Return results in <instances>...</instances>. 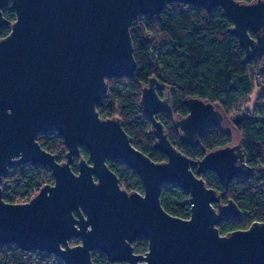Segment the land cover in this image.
Masks as SVG:
<instances>
[{
	"label": "water",
	"instance_id": "1",
	"mask_svg": "<svg viewBox=\"0 0 264 264\" xmlns=\"http://www.w3.org/2000/svg\"><path fill=\"white\" fill-rule=\"evenodd\" d=\"M175 2L208 12L222 8L246 60L264 55V0H0V28L8 24L6 6L16 15L10 34L0 40V246L54 254L65 264H94V252L104 253L110 264H264V222L227 235L218 229L221 220L241 217V209L233 200L222 203L203 175L212 171L226 184L249 176L251 167L239 132L215 104L189 97V113L175 121L184 144L213 124L233 136V144L194 160L173 146L156 118L169 107L170 94L161 98V83L150 79L141 102L155 147L167 156L161 163L133 145L119 118H102L97 110L108 79L134 75L133 21L154 18ZM51 131L64 139V162L37 140ZM108 159L134 170L143 191L122 188ZM16 164L48 167L53 184L28 202L5 201L3 176ZM172 183L189 193L187 219L162 206V186ZM142 236L148 251L137 254L132 243ZM74 239L80 243L71 245Z\"/></svg>",
	"mask_w": 264,
	"mask_h": 264
},
{
	"label": "trees",
	"instance_id": "2",
	"mask_svg": "<svg viewBox=\"0 0 264 264\" xmlns=\"http://www.w3.org/2000/svg\"><path fill=\"white\" fill-rule=\"evenodd\" d=\"M252 3L257 0H238ZM8 24L0 28V40L11 32L16 19L11 4L3 9ZM234 24L222 8L207 11L201 6L183 3L168 4L154 18L141 15L133 21L131 38L137 63L130 78L116 77L107 80V93L97 106L102 118H119L135 147L154 162H165L167 156L155 147L157 138L151 117L144 111L142 89L156 77L161 83L157 90L161 98L170 94V104L156 114L163 123L173 146L184 155L198 160L208 152L233 144V136L221 124L209 126L192 144H184L176 119L185 117L188 107L185 99L196 97L217 106L225 117L239 109V104L255 87L264 85V55L247 61L244 49L231 32ZM251 36L254 34L250 32ZM264 99V98H263ZM259 104H263L261 102ZM258 104V105H259ZM240 134V142L251 173L223 183L212 171L203 175L208 187L221 195L222 203L230 200L241 209V217L223 219L218 229L223 235L235 230L248 229L254 222H264V114L250 112L233 121ZM37 140L44 149L54 154L57 161H66L67 147L56 131L39 134ZM81 155L89 153L81 147ZM78 159L72 163L78 171ZM107 165L120 179L122 188L142 192L139 175L118 159H108ZM54 177L48 167L38 164H16L3 176L4 199L24 203L33 198ZM163 208L173 216L190 217L191 204L187 191L178 184H164L161 191ZM72 245L80 243L78 239ZM135 253L148 251L149 241L140 237L132 243ZM94 264H110L102 252L92 254ZM0 264H65L54 254L38 250L25 251L16 244L0 246Z\"/></svg>",
	"mask_w": 264,
	"mask_h": 264
},
{
	"label": "rangeland",
	"instance_id": "3",
	"mask_svg": "<svg viewBox=\"0 0 264 264\" xmlns=\"http://www.w3.org/2000/svg\"><path fill=\"white\" fill-rule=\"evenodd\" d=\"M263 98H264V85L260 87H255L253 91L251 92V94H249L246 97V99L239 104V109L232 111L229 115H227V117L233 123V121L236 119H241L245 117L246 115H250V112L252 111H256L257 115H263L264 114V103L259 104L260 100H262L261 102H264Z\"/></svg>",
	"mask_w": 264,
	"mask_h": 264
},
{
	"label": "built area",
	"instance_id": "4",
	"mask_svg": "<svg viewBox=\"0 0 264 264\" xmlns=\"http://www.w3.org/2000/svg\"><path fill=\"white\" fill-rule=\"evenodd\" d=\"M106 95V94H105ZM26 202H28V201H26Z\"/></svg>",
	"mask_w": 264,
	"mask_h": 264
}]
</instances>
